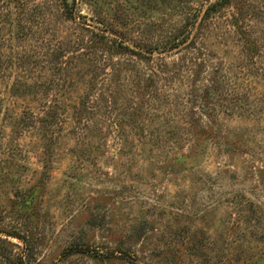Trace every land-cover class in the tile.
<instances>
[{
	"label": "rangeland",
	"instance_id": "obj_1",
	"mask_svg": "<svg viewBox=\"0 0 264 264\" xmlns=\"http://www.w3.org/2000/svg\"><path fill=\"white\" fill-rule=\"evenodd\" d=\"M214 1L0 0V264H264V0Z\"/></svg>",
	"mask_w": 264,
	"mask_h": 264
},
{
	"label": "trees",
	"instance_id": "obj_2",
	"mask_svg": "<svg viewBox=\"0 0 264 264\" xmlns=\"http://www.w3.org/2000/svg\"><path fill=\"white\" fill-rule=\"evenodd\" d=\"M227 2V0H216L214 2H212L205 10L204 12V17H202V19H206L208 17V15L212 12H215L218 8H221L225 3ZM186 38H188V36H186ZM185 39V38H184ZM183 41H186L183 40ZM182 41V42H183ZM175 47V46H174ZM77 249V250H76ZM72 250H75V251H81V252H88V249L87 248H84V247H75L74 249L72 248H68L67 251H72ZM112 254L114 253V251L111 252Z\"/></svg>",
	"mask_w": 264,
	"mask_h": 264
}]
</instances>
